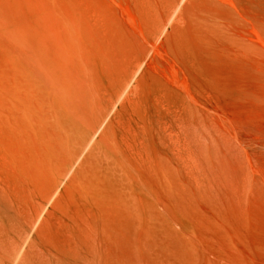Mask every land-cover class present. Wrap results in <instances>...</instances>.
I'll list each match as a JSON object with an SVG mask.
<instances>
[{"label": "rangeland", "instance_id": "rangeland-1", "mask_svg": "<svg viewBox=\"0 0 264 264\" xmlns=\"http://www.w3.org/2000/svg\"><path fill=\"white\" fill-rule=\"evenodd\" d=\"M0 198V264H264V0H0Z\"/></svg>", "mask_w": 264, "mask_h": 264}, {"label": "bare ground", "instance_id": "bare-ground-1", "mask_svg": "<svg viewBox=\"0 0 264 264\" xmlns=\"http://www.w3.org/2000/svg\"><path fill=\"white\" fill-rule=\"evenodd\" d=\"M103 120L104 118L101 115L99 116L97 121L99 124H101ZM78 155H79V150H76L74 152V157L76 158ZM68 166L65 168V172L69 168ZM4 207L5 206L2 204V199L0 198V213H2L0 215V239H1V234L4 231V227L11 226L13 225V222H14V216ZM28 248H30V245ZM38 248L40 250L39 246ZM11 256L14 262L18 260L19 261L18 263H21V264H83V263L91 264L89 260L87 259L84 260V258L81 257V253L78 252L77 250H75L73 254L70 255L69 258H64L63 256L59 254H53V253H49V255L48 254L42 255L41 252L39 253L38 250L35 249L34 245L27 252H24L22 255L20 254V251L18 248L12 249ZM80 258H81V261L84 260L83 263H80Z\"/></svg>", "mask_w": 264, "mask_h": 264}]
</instances>
